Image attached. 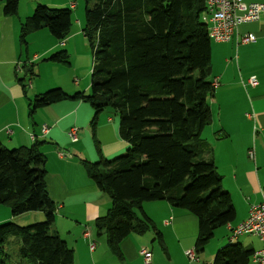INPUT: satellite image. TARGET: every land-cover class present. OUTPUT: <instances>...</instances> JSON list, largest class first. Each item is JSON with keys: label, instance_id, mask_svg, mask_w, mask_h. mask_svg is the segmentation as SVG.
Returning a JSON list of instances; mask_svg holds the SVG:
<instances>
[{"label": "trees", "instance_id": "16d2710c", "mask_svg": "<svg viewBox=\"0 0 264 264\" xmlns=\"http://www.w3.org/2000/svg\"><path fill=\"white\" fill-rule=\"evenodd\" d=\"M7 16H16L19 0H0ZM206 0H86L83 34L95 65L91 93L69 96L56 88L35 96L31 115L67 100L90 104L91 133L100 157L82 161L89 179L111 202L94 222L110 251L121 257V243L153 228L143 204L166 201L193 214L199 223L196 248L203 251L215 231L233 222L230 194L213 186L215 163L203 132L212 123V39L203 22ZM73 27L70 9L38 5L23 25L24 34L47 29L65 41ZM66 52L50 60L68 63ZM118 120L125 154L107 160L95 136L99 115ZM47 158L38 145L10 150L0 143V205L13 217L43 212L45 220L26 226L0 224V264L19 240L17 264H74V251L52 232L57 204L47 189ZM136 210L142 217H138ZM160 238L161 234L156 233ZM255 251L241 244L220 248L212 264H251Z\"/></svg>", "mask_w": 264, "mask_h": 264}, {"label": "crops", "instance_id": "0c3cea01", "mask_svg": "<svg viewBox=\"0 0 264 264\" xmlns=\"http://www.w3.org/2000/svg\"><path fill=\"white\" fill-rule=\"evenodd\" d=\"M244 3H264V0H244ZM70 8L75 6L71 4ZM32 10L31 7L22 10L19 0L16 16H7L4 4L0 3V143L10 150L38 145L47 157V189L57 204L52 232L58 233L73 249L74 264H145L142 248L151 252V264H212L215 253L229 244H241L254 251L261 249L263 243L258 237L243 234L232 239L230 228L246 221L251 207L261 202L264 190V15L258 21L240 25L231 41L212 46L210 81L217 79L219 85L210 102L212 123L205 128L203 139L211 147L215 163L213 186L230 194L234 221L218 228L205 249L197 251L199 223L193 214L166 201L145 202L143 212L153 228L127 237L121 243L122 259H119L110 251L106 237L99 236L94 227L96 219L107 214L111 206L109 197L83 173L74 155L67 156L64 152L69 130L77 128L79 140L71 142L77 146L69 149L70 153L82 155L84 150L78 144L92 133L91 127L85 126L82 132L79 127L88 122L91 109L82 101L68 100L31 115L30 103L35 96L56 86L66 87L64 78L54 76L57 63L50 57L62 51L71 59L73 53L67 42L58 45L48 33H37L41 30L23 38V25ZM37 34H42L48 44L33 52L28 38L34 43L39 38ZM246 35L253 36L255 41L244 43ZM61 46L64 50H60ZM73 48L77 49V45ZM83 48L86 50V46ZM37 60L44 64L38 67L43 66L48 78L43 85L35 78ZM252 78L257 81L256 86H251ZM44 126L49 129L46 134ZM118 127L117 118L109 111L101 118L99 115L95 136L103 157L117 155L127 148L119 137ZM250 150L254 151V159L249 157ZM59 152L65 158H60ZM3 208L0 207V224L29 216L27 213L13 217L7 207ZM86 230L90 232L89 238L84 236ZM214 240L216 243H212ZM91 243L95 244L93 251ZM191 249L196 250L199 263L188 260L186 251Z\"/></svg>", "mask_w": 264, "mask_h": 264}, {"label": "rangeland", "instance_id": "374dc122", "mask_svg": "<svg viewBox=\"0 0 264 264\" xmlns=\"http://www.w3.org/2000/svg\"><path fill=\"white\" fill-rule=\"evenodd\" d=\"M65 2L67 5L64 4ZM246 2H249V0H246ZM71 4H75V8H70ZM38 5H44V6L51 8V9H70L72 12V19H73L72 31H71L69 37L63 42H67V45H70V48L73 49V53L70 54L71 59L68 58V63H61V64L57 63L56 64L57 72L56 71L53 72L54 76H58L59 78H61V77L64 78L65 83H63V84L66 87L56 86L53 89L61 88L69 96H72V94L74 95L76 92H83V91L86 92L87 95H89L91 93V89H90V87H91V76H92L93 67L95 65V58L93 55V51L90 48L89 43L83 34V28L85 26L86 0H21L22 10L25 11L26 7L33 8L31 15L33 14L35 8ZM41 31L42 32H37V33H48V35H51L50 37H52L54 39V41L56 43H58V45H64L63 42L58 41L47 29H43ZM37 35H38L37 37H39V38L34 43H32L31 37L28 38V43H29L28 45H30V48L33 45V52L35 50L40 49L42 46L48 44L47 39H45V37H43L42 34H37ZM69 40H70V42H69ZM218 43H225V42H218ZM218 43L214 39H212V46L213 45H221ZM65 45H66V43H65ZM74 45H77V49L73 48ZM85 46H86V50L83 48ZM61 47L62 48L60 50H64L63 46H61ZM26 48H25V50H26ZM70 63H71V66H70ZM34 65H35V69H36V74H35L36 77L35 78L41 83V85L46 84L48 78L46 76V73H44L43 66L38 67V66L44 65V64L42 63V61L37 60L36 62H34ZM37 71H38V73H37ZM37 74H41V75H39L37 77ZM29 75H30V73L28 74V76ZM77 80L80 82V84L78 86H76V84H75V81H77ZM53 89H48L44 92H48V91L53 90ZM63 102H65V101H63ZM84 103H85L84 105H86V107H88V109H91L92 115H91L90 119L88 120V122L86 124H83V127H79L81 132L84 130L83 128H85V126L91 127L90 125H91V122H92L94 115H95L94 110L90 106V104H88L86 102H84ZM106 111L110 112L111 110H106ZM104 114H105V111L100 114V118ZM80 123H82V122H80ZM81 132H80V134H81ZM66 142H67V145H66L67 149L64 150V152H66V155L68 154L67 156H70V154L74 155V157L76 158V161L79 162L78 165H81V169H82L83 173H86V172L82 166V161L87 160L89 162L96 163L100 160V157L97 154L96 149L94 147V143H93L91 134H89L88 137L82 139V141L78 144V145H80L79 147L82 150H84L83 152L81 151L82 155H80L79 153H75V152L70 153L71 151L69 148L74 150V147H76L77 145L72 144L71 141L69 140V138H67ZM62 148L65 149V145H63ZM126 150H127V148L125 150L121 151L120 153H117V155H113L111 157H105L104 156V158L107 160H111L116 156L125 154ZM0 207H2V209H4L3 207H7L6 209H9V211H11V209L8 206L2 205ZM135 212H136L138 217H142V214L140 211L136 210ZM26 214L27 213H25L24 215H26ZM28 215L29 216H24V218L19 219L17 222H24L20 225L26 226L29 224L40 223V222H43L45 220L43 212H29ZM35 215H37V216H35ZM36 217H37V219H36ZM11 222H14V221H11ZM17 224H19V223H17ZM51 231H52V229H51ZM10 239H11L12 243H11V245L7 246L5 251L7 252V254L11 258L10 263L11 264H17L18 261H20V258L18 257V255H19L18 254V248H19L20 243H19V240L17 237H11ZM215 241L216 240H214L212 243H216Z\"/></svg>", "mask_w": 264, "mask_h": 264}, {"label": "built area", "instance_id": "2783aa9c", "mask_svg": "<svg viewBox=\"0 0 264 264\" xmlns=\"http://www.w3.org/2000/svg\"><path fill=\"white\" fill-rule=\"evenodd\" d=\"M74 7L75 4H72ZM206 13L203 15V22L207 25L211 39L216 42H229L233 39L238 27L245 23L255 22L260 20L264 15V3L246 4L244 0H206ZM244 43L254 42L255 38L251 35L243 37ZM79 81H76L78 84ZM251 86H256L257 81L252 78ZM219 85L217 79L212 82V87L216 89ZM43 133H48V127H43ZM10 132V131H9ZM68 137L72 143L79 140L78 129L72 128L68 132ZM60 158H65L63 152L58 153ZM254 151H249V157L254 159ZM232 239L239 235H253L258 237L263 246L255 251L252 256L251 264H264V190L262 191V200L260 203L253 205L250 209L249 216L243 223L236 227H231ZM86 238L90 237V232H84ZM90 249H95V244L91 243ZM141 254L145 264H151L152 254L146 249H141ZM186 256L191 263H199L200 258L195 249L186 251Z\"/></svg>", "mask_w": 264, "mask_h": 264}]
</instances>
